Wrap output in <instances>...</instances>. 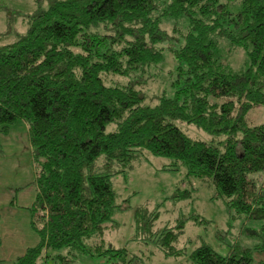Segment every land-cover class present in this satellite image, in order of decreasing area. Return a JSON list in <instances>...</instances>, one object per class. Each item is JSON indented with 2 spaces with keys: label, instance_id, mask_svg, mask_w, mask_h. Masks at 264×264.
<instances>
[{
  "label": "trees",
  "instance_id": "trees-1",
  "mask_svg": "<svg viewBox=\"0 0 264 264\" xmlns=\"http://www.w3.org/2000/svg\"><path fill=\"white\" fill-rule=\"evenodd\" d=\"M26 19L25 33L0 46V135L23 122L37 170L28 212L38 243L13 264L45 263L49 252L58 264L86 256L141 264L103 235L125 209L116 205L110 180L142 155L170 159V171L179 166L188 178L208 180L232 220L262 223L248 234L264 252V189L256 180L264 175V122L247 120L250 110L264 108V0H46ZM164 19L185 20L187 31L171 38L160 28ZM171 42L175 48L163 47ZM225 45L243 52L242 69L225 62ZM165 50L174 64L173 94L146 105L130 79L161 65ZM106 77L130 82L108 85ZM175 123L212 140H192ZM108 126L114 128L107 133ZM188 197L176 188L172 199ZM157 219L135 210L136 235L150 234ZM189 221L205 223L179 218L153 234L163 256L253 264L246 249L226 256L204 244L189 255L179 249Z\"/></svg>",
  "mask_w": 264,
  "mask_h": 264
},
{
  "label": "rangeland",
  "instance_id": "rangeland-1",
  "mask_svg": "<svg viewBox=\"0 0 264 264\" xmlns=\"http://www.w3.org/2000/svg\"><path fill=\"white\" fill-rule=\"evenodd\" d=\"M46 7V0H0V46L11 44L26 31L27 17L32 16L37 8ZM230 6L234 13L236 8ZM161 29L171 38L187 31L185 20L164 19ZM165 49L175 48V43L163 45ZM225 62L232 70L243 68L244 54L239 49L229 52L225 45ZM163 63L147 70L142 78L133 76L130 80L138 82L137 86L145 97L146 105H156L161 96L170 98L173 94L170 86L174 74V64L171 55L163 52ZM141 78L138 80V78ZM106 84L125 85L127 78L106 77ZM250 125L264 122V108L252 109L247 114ZM188 138L209 143L212 138L202 130L185 123H175ZM113 126H108L106 132H111ZM218 138L214 142H220ZM173 163L170 159L142 155L132 163L131 170L123 176L111 178L110 182L116 194V205L124 203L122 212L113 216L115 228L108 229L103 240L115 249L124 248L130 255L140 259L141 264H192L187 257L167 258L163 256L155 241L154 233L165 227L174 226L179 218L197 216L205 223H186L183 234L178 240L177 247L185 249L189 255L201 245L209 246L220 256L230 252L249 250L253 264H264V252L254 249L258 244L256 237H251L249 231H259L262 223L232 220L226 206L215 197L213 186L208 180L188 178L183 168L177 167L170 171L168 166ZM36 164L33 162L32 150L29 145L27 127L23 122H17L9 127L6 135H0V264L9 262L12 247L19 245L20 254L27 248L38 243V237L30 226L28 209L36 196ZM263 184L264 175L256 177ZM176 188L188 191L189 197L175 202L172 197ZM146 209L147 213L156 212L157 221L153 224L150 234L136 235L134 212ZM5 236L4 238H1ZM63 253V251H62ZM61 253V254H62ZM21 254V255H22ZM55 254L48 253L50 258L44 263L41 259L37 264H58L52 260ZM70 264H108L95 256L79 257Z\"/></svg>",
  "mask_w": 264,
  "mask_h": 264
},
{
  "label": "crops",
  "instance_id": "crops-1",
  "mask_svg": "<svg viewBox=\"0 0 264 264\" xmlns=\"http://www.w3.org/2000/svg\"><path fill=\"white\" fill-rule=\"evenodd\" d=\"M109 229H113V228H109ZM108 230V229H107ZM106 230V231H107ZM105 231V232H106ZM5 236H2L1 238H4ZM1 246V245H0ZM10 250V254H9V262L12 263L13 261H15L19 256H21L20 254V248L19 245H17V248L15 249V247H12Z\"/></svg>",
  "mask_w": 264,
  "mask_h": 264
}]
</instances>
